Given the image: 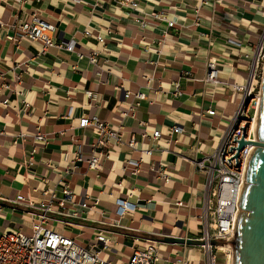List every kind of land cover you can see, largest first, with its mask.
Wrapping results in <instances>:
<instances>
[{
  "label": "crops",
  "instance_id": "0c3cea01",
  "mask_svg": "<svg viewBox=\"0 0 264 264\" xmlns=\"http://www.w3.org/2000/svg\"><path fill=\"white\" fill-rule=\"evenodd\" d=\"M135 1L138 9L119 0L0 5V233H32L42 210L30 201L53 199L47 224L90 246H101L97 236L104 232L110 243L103 256L113 262L128 263L135 249L146 247L144 238H155V264H209L201 244L183 241L203 234L208 199L205 174L184 156L211 153L238 110L242 93L234 86L247 81L258 53L264 0ZM34 11L56 25L57 41L74 40L75 49L51 46L42 53L40 41L8 39L13 24ZM154 12L174 19V26ZM211 59L218 83L206 81ZM89 89L96 99L88 98ZM93 115L121 127L124 138L108 144L112 155L96 170L71 158L80 149L87 159L95 149L93 127L80 126L83 116ZM180 125L183 131L171 137ZM40 131L45 143L31 136ZM132 136L136 150L128 144ZM141 158L140 171L131 174L129 163ZM63 180L75 192L65 209L58 203ZM19 193L28 200L12 201ZM222 250L219 244L215 264H229Z\"/></svg>",
  "mask_w": 264,
  "mask_h": 264
},
{
  "label": "built area",
  "instance_id": "2783aa9c",
  "mask_svg": "<svg viewBox=\"0 0 264 264\" xmlns=\"http://www.w3.org/2000/svg\"><path fill=\"white\" fill-rule=\"evenodd\" d=\"M27 0H0V5L10 4L11 2L25 3ZM134 9H138L139 3L135 0H119ZM204 3H211V0H203ZM155 18L165 19L163 13H152ZM169 26H174L175 20L166 18ZM2 19H0V22ZM138 23L145 27L147 21L137 18ZM200 17H197V22ZM14 33L8 34L10 40L21 43L22 39H31L42 43V53H46L49 47H65L71 51L75 49L74 40L70 43H63L56 40V25L42 17L38 11H34L30 18L20 19L13 24ZM86 34H91V30L87 29ZM101 43L106 40V34L98 35ZM93 62L98 61L96 53L91 56ZM249 77L245 83H239L234 86L237 92H241L240 105L232 120L225 130V134L211 153H207L196 159L185 155L197 165L199 171L205 174L207 179L208 199L204 206V214L201 220L203 224V234L198 238L202 240L201 246L204 248L205 254L208 256L209 264H215V249L219 248L220 241H228L234 239L235 226L237 217L242 210L241 201L245 185L248 182L247 172L251 158L256 152L257 146L253 144H245L239 151V156L232 157L238 151V148L231 150L230 146L238 147L240 138L243 137L242 126L245 127L244 138L255 141L258 139V132L255 123L262 105V92L264 81V33L261 38V44L258 53L254 56ZM219 67L215 59H211L208 63L206 81L219 82ZM88 98L96 99L97 93L93 90H86ZM138 98L145 97V93L138 91ZM8 103V100L4 101ZM31 102H25V108L28 110ZM216 109H210L208 114H216ZM128 114V113H126ZM80 126L93 127L96 137L95 149L86 159L85 155L79 150L72 154V161H87L91 170H96L102 163L103 159L112 155L108 144L112 142L120 143L124 141L122 136V128H116L111 122L102 120L97 115L83 116L80 120ZM183 127H173L170 135L180 134ZM153 135L156 138L161 137L160 130H155ZM237 135V140L235 136ZM38 143H45L48 138L46 133L38 132L31 135ZM132 149L138 148V141L134 136L128 142ZM145 155L153 153L152 149H140ZM231 158V161L228 158ZM143 158L131 161L129 164L132 168L131 174H136L141 169ZM70 172V169H67ZM163 177L169 180L166 173ZM62 196L58 198V203L64 209L75 202V192L70 183L63 180ZM54 196V194H53ZM55 197V196H54ZM28 199L22 193L17 194L13 199L14 202H25ZM98 200V199H97ZM53 199L30 204L35 205L42 212H36V218L33 221L32 233L22 230L6 231L0 233V264H118L103 256L104 249L108 248L110 238L104 232H101L97 239L103 242L101 246L84 244L77 242L72 236L65 232H60L47 224L48 211H53ZM182 204L181 202L179 203ZM86 205V204H84ZM122 207L128 208L129 203L122 202ZM140 239V238H138ZM137 239V240H138ZM216 240V242H214ZM146 242L145 248L135 249L128 263L126 264H155L160 255L158 252L159 241L155 238H144ZM233 256V248L227 251Z\"/></svg>",
  "mask_w": 264,
  "mask_h": 264
},
{
  "label": "water",
  "instance_id": "95a60500",
  "mask_svg": "<svg viewBox=\"0 0 264 264\" xmlns=\"http://www.w3.org/2000/svg\"><path fill=\"white\" fill-rule=\"evenodd\" d=\"M262 92V105L258 114L257 132L255 141L244 138L246 126H242L243 137L239 141L238 151L232 157L239 156L242 147L249 143L257 146L248 168V182L244 187L241 208L235 226V235L232 241L234 253L233 264H264V81ZM228 158L231 161V158ZM188 243L202 244L201 239H183ZM216 242V240H214Z\"/></svg>",
  "mask_w": 264,
  "mask_h": 264
},
{
  "label": "rangeland",
  "instance_id": "374dc122",
  "mask_svg": "<svg viewBox=\"0 0 264 264\" xmlns=\"http://www.w3.org/2000/svg\"><path fill=\"white\" fill-rule=\"evenodd\" d=\"M232 241H233V239H232V240H228V241H223V243H220V245H221V246H224V249H225V250H222V251H223L222 253H223L225 256H226V254H227L228 258L230 257L229 264H233V259H234V255H233V256H230L229 253H227V251H228L229 249H232V244H231ZM220 249H222V248L220 247ZM217 251H218V249H215L214 253L216 254Z\"/></svg>",
  "mask_w": 264,
  "mask_h": 264
},
{
  "label": "bare ground",
  "instance_id": "6f19581e",
  "mask_svg": "<svg viewBox=\"0 0 264 264\" xmlns=\"http://www.w3.org/2000/svg\"><path fill=\"white\" fill-rule=\"evenodd\" d=\"M256 125H255V128L257 129V124H258V118H257V120H256V123H255Z\"/></svg>",
  "mask_w": 264,
  "mask_h": 264
},
{
  "label": "trees",
  "instance_id": "16d2710c",
  "mask_svg": "<svg viewBox=\"0 0 264 264\" xmlns=\"http://www.w3.org/2000/svg\"><path fill=\"white\" fill-rule=\"evenodd\" d=\"M220 243H223V241H220Z\"/></svg>",
  "mask_w": 264,
  "mask_h": 264
}]
</instances>
